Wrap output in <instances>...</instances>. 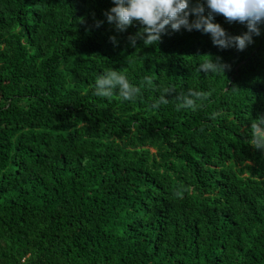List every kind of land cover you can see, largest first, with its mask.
Listing matches in <instances>:
<instances>
[{
	"label": "trees",
	"instance_id": "16d2710c",
	"mask_svg": "<svg viewBox=\"0 0 264 264\" xmlns=\"http://www.w3.org/2000/svg\"><path fill=\"white\" fill-rule=\"evenodd\" d=\"M111 7L0 0V264H264V152L249 143L264 115V25L243 51L184 29L133 48L142 26L117 32ZM204 54L230 70L199 72ZM107 69L133 84L151 75L154 89L97 97ZM161 86L175 93L152 110ZM189 89L210 98L177 111Z\"/></svg>",
	"mask_w": 264,
	"mask_h": 264
},
{
	"label": "clouds",
	"instance_id": "9594fccd",
	"mask_svg": "<svg viewBox=\"0 0 264 264\" xmlns=\"http://www.w3.org/2000/svg\"><path fill=\"white\" fill-rule=\"evenodd\" d=\"M111 7L103 15L109 24H114L117 32H125L133 23L142 26V31L129 36L130 46L136 47L137 39H142L148 47L161 41L162 35L170 29L179 32L184 29L210 34L213 46L221 50L235 48L243 51L254 43L253 37L261 35L260 26L264 25V0H196L195 6H190V0H112ZM207 8V15H204ZM217 15L223 16L229 24L239 23L246 26L241 35H230L220 24L214 23ZM193 16L191 21L189 17ZM84 23L83 19L80 21ZM103 21L94 20V26L99 28ZM115 45L116 38L110 37ZM202 62L198 71L206 75H223L231 66L222 62L221 57L213 58L210 54L199 56ZM130 63H135L139 57H130ZM147 86L154 89L151 75L144 76L138 84H133L128 75L121 70L107 69L98 75L94 83L93 94L97 97L112 99L118 97L121 101H136L142 95V89ZM160 95L154 98L150 108L158 110L161 105L170 101L166 97L173 96L175 89L161 86ZM211 93L202 90L189 89L186 94L175 95V108L180 110L197 111L204 102L208 101ZM221 115L219 112L211 114V119ZM251 146L264 152V115L251 120ZM179 195V192H177Z\"/></svg>",
	"mask_w": 264,
	"mask_h": 264
}]
</instances>
